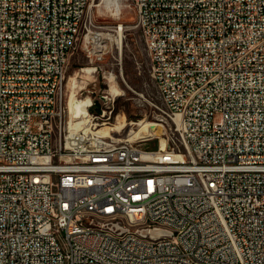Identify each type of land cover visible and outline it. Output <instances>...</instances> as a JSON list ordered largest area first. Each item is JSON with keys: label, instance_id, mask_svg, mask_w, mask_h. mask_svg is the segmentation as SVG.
<instances>
[{"label": "built area", "instance_id": "2783aa9c", "mask_svg": "<svg viewBox=\"0 0 264 264\" xmlns=\"http://www.w3.org/2000/svg\"><path fill=\"white\" fill-rule=\"evenodd\" d=\"M93 2L0 0V264H264V0H131L156 147L75 127L69 55L93 76L112 45Z\"/></svg>", "mask_w": 264, "mask_h": 264}, {"label": "rangeland", "instance_id": "374dc122", "mask_svg": "<svg viewBox=\"0 0 264 264\" xmlns=\"http://www.w3.org/2000/svg\"><path fill=\"white\" fill-rule=\"evenodd\" d=\"M91 12L94 21L101 25L102 31L112 35V45L108 43L109 51L99 62L101 70L91 76L80 70V67L87 66L88 59L83 44L78 42L68 58L66 96L69 99L70 88L67 86L69 76L75 75L79 84L75 87L77 91L75 98L92 96L95 103L88 110L90 113L99 114L96 127L104 128L100 132L110 130L111 135L126 138L128 130L137 129L136 123L156 122L157 110L151 103L159 104V98L150 74L149 57L140 30L134 24L135 11L131 0H115L114 3L94 0ZM118 25L121 26V30L117 29ZM118 47L120 63L115 64L118 59ZM108 71H112V78L102 76L104 72L108 75ZM114 80L121 92L111 96L109 87ZM122 118L125 120V126L118 131L112 128ZM148 128L145 135L148 140L144 141L143 145L156 147L160 137H163L164 128L162 127L159 134L151 133L150 127Z\"/></svg>", "mask_w": 264, "mask_h": 264}, {"label": "bare ground", "instance_id": "6f19581e", "mask_svg": "<svg viewBox=\"0 0 264 264\" xmlns=\"http://www.w3.org/2000/svg\"><path fill=\"white\" fill-rule=\"evenodd\" d=\"M105 1H112L114 3L115 0H105ZM84 71L86 72L87 75H89L90 70L88 68H84ZM76 78L77 77L75 75H70L68 82H67V86L70 88L68 107H69L71 116L77 120L76 121L77 123H75V127L79 126V124L82 123V125L79 128H81V127L86 128L89 124L91 115H90L89 110H87V107H86V105H87L86 99L87 98H85V99L75 98V93H76L75 87L79 85L76 82ZM109 92L111 93V96L120 94L121 91H120L119 87L117 86L115 80L111 81L110 87H109ZM136 124H137V129L136 130H128L129 133H127V138H145V135L147 133L146 131H147V129H149L148 127H150L151 133L152 132H154L156 134L161 133V131L157 130L158 124L155 122H140V123H136ZM124 126H125V120L122 118L120 120V122L116 123V125H114L112 128H114L115 130L118 131ZM103 129L104 128H101V129L98 128L97 132L102 133L104 135H108V134L111 135L110 130L100 132ZM160 138H161V144L163 145V137H160Z\"/></svg>", "mask_w": 264, "mask_h": 264}, {"label": "water", "instance_id": "95a60500", "mask_svg": "<svg viewBox=\"0 0 264 264\" xmlns=\"http://www.w3.org/2000/svg\"><path fill=\"white\" fill-rule=\"evenodd\" d=\"M102 97H105V96H102ZM86 98H87V99H86V100H87V105H86V107L92 105V100H91V98H90V97H86ZM84 99H85V98H84ZM157 130H158V131H161V130H162V126H161V125H158V126H157Z\"/></svg>", "mask_w": 264, "mask_h": 264}]
</instances>
